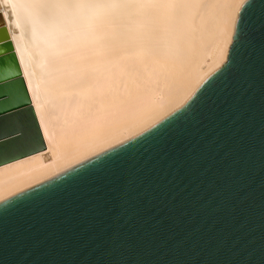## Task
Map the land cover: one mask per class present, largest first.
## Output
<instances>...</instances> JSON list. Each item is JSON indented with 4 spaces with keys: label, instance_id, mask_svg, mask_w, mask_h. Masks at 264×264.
I'll return each mask as SVG.
<instances>
[{
    "label": "water",
    "instance_id": "1",
    "mask_svg": "<svg viewBox=\"0 0 264 264\" xmlns=\"http://www.w3.org/2000/svg\"><path fill=\"white\" fill-rule=\"evenodd\" d=\"M43 148L0 71V165ZM0 264H264V0L180 109L0 203Z\"/></svg>",
    "mask_w": 264,
    "mask_h": 264
},
{
    "label": "bare ground",
    "instance_id": "2",
    "mask_svg": "<svg viewBox=\"0 0 264 264\" xmlns=\"http://www.w3.org/2000/svg\"><path fill=\"white\" fill-rule=\"evenodd\" d=\"M246 0H0V71L45 148L0 165V203L180 109L226 61Z\"/></svg>",
    "mask_w": 264,
    "mask_h": 264
}]
</instances>
